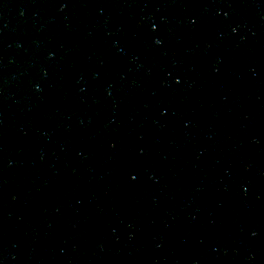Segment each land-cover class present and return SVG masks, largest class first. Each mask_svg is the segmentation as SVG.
Returning a JSON list of instances; mask_svg holds the SVG:
<instances>
[{
	"label": "water",
	"instance_id": "obj_1",
	"mask_svg": "<svg viewBox=\"0 0 264 264\" xmlns=\"http://www.w3.org/2000/svg\"><path fill=\"white\" fill-rule=\"evenodd\" d=\"M0 264H264V0H0Z\"/></svg>",
	"mask_w": 264,
	"mask_h": 264
},
{
	"label": "clouds",
	"instance_id": "obj_2",
	"mask_svg": "<svg viewBox=\"0 0 264 264\" xmlns=\"http://www.w3.org/2000/svg\"><path fill=\"white\" fill-rule=\"evenodd\" d=\"M156 43H159V41H156Z\"/></svg>",
	"mask_w": 264,
	"mask_h": 264
}]
</instances>
